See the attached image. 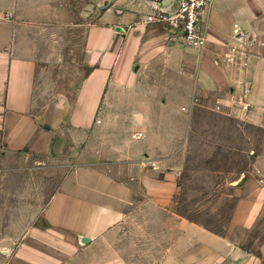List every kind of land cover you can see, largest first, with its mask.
<instances>
[{"label":"crops","instance_id":"1","mask_svg":"<svg viewBox=\"0 0 264 264\" xmlns=\"http://www.w3.org/2000/svg\"><path fill=\"white\" fill-rule=\"evenodd\" d=\"M70 2L0 0V175L14 191L24 158L69 164L41 221L0 228V264H264V0H212L204 47L146 22L176 0H92L74 23ZM72 27L79 83L60 91ZM196 139L245 160L225 232L174 209Z\"/></svg>","mask_w":264,"mask_h":264},{"label":"rangeland","instance_id":"2","mask_svg":"<svg viewBox=\"0 0 264 264\" xmlns=\"http://www.w3.org/2000/svg\"><path fill=\"white\" fill-rule=\"evenodd\" d=\"M55 1L57 8H64L63 2L68 0H51ZM69 9L73 19L77 21H90L93 14L90 9L93 7L92 0H70ZM40 4H45L47 0H39ZM81 15V16H80ZM75 28L71 29V43L67 63L60 60L51 68L47 76L54 78L55 86L58 90L64 91L71 86V90L76 88L79 79V60L81 51L78 48V33ZM67 34V33H66ZM241 34L237 33L235 40L239 41ZM63 58V55H59ZM76 83V84H75ZM212 139H196L189 150H186L188 171L187 176L182 181V187L176 199V210L185 213L196 220L201 221L205 226L218 232H225L231 217L232 209L235 205L236 196L231 195V188L228 183L236 179L241 170L244 168L245 160L239 154L230 156L226 152L217 151L215 146L208 143ZM228 154V155H227ZM18 166L23 167L22 175L18 176L13 184L14 191H10L9 180L7 175H0V228L1 230L10 231L16 234L19 228L21 217L24 219L22 224L24 228L31 225L41 213L45 203L51 193L59 186L65 176L69 164L66 160L60 158L37 159L24 158L19 161ZM15 178V177H14ZM16 207H5L11 203ZM126 230H143L148 228L146 224H132ZM157 227V226H156ZM15 229V230H14Z\"/></svg>","mask_w":264,"mask_h":264},{"label":"built area","instance_id":"3","mask_svg":"<svg viewBox=\"0 0 264 264\" xmlns=\"http://www.w3.org/2000/svg\"><path fill=\"white\" fill-rule=\"evenodd\" d=\"M212 0H176L174 10L168 11L156 8L147 14V23L163 24L170 29H176L181 33L188 45L204 47L208 41L207 31L203 21L204 10ZM237 57L236 47L227 54V60L234 62ZM249 92V87L244 88V95ZM241 101L244 98L240 99ZM144 132L134 134L135 138H141Z\"/></svg>","mask_w":264,"mask_h":264},{"label":"water","instance_id":"4","mask_svg":"<svg viewBox=\"0 0 264 264\" xmlns=\"http://www.w3.org/2000/svg\"><path fill=\"white\" fill-rule=\"evenodd\" d=\"M82 241L85 242V243H86V242H89V241H90V238L84 236V237L82 238Z\"/></svg>","mask_w":264,"mask_h":264}]
</instances>
